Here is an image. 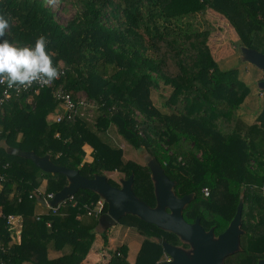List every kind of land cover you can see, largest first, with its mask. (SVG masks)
Returning <instances> with one entry per match:
<instances>
[{"label":"trees","instance_id":"16d2710c","mask_svg":"<svg viewBox=\"0 0 264 264\" xmlns=\"http://www.w3.org/2000/svg\"><path fill=\"white\" fill-rule=\"evenodd\" d=\"M59 1L77 8L65 25L45 0H0V14L11 17L5 38L34 46L40 35L48 37L64 71L57 85L73 100L84 92L98 115L92 127L80 114L59 123L49 120L61 113L51 89L23 93L0 109V264H81L99 225V217L87 214L98 195L79 190L53 212L37 197L60 191L65 177L8 155L5 146L49 155L55 165L87 179L133 175L134 194L155 206L146 164L125 161L122 150L104 140L112 128L131 148L157 159L175 181L177 197L194 195L183 210L187 223L199 217L205 229L220 233L242 199V251L223 264H256L264 257V101L255 122L242 119L239 107L247 85L237 70L219 69L207 45L209 32L194 29L191 20L211 9L228 20L239 48L264 54V0ZM161 87L171 91L166 111L150 99L151 90ZM84 146L92 148L90 162L84 160ZM10 215L19 218V234L7 224ZM117 224L146 238L133 264H158L163 241L185 246L174 234L133 215ZM107 233H100L105 247ZM110 254L105 264H131L125 246Z\"/></svg>","mask_w":264,"mask_h":264},{"label":"water","instance_id":"95a60500","mask_svg":"<svg viewBox=\"0 0 264 264\" xmlns=\"http://www.w3.org/2000/svg\"><path fill=\"white\" fill-rule=\"evenodd\" d=\"M241 58L254 65L264 75V54L246 47L240 48ZM258 87L264 91V78L258 82ZM8 155L29 159L41 171L50 174H60L67 184L47 203L39 196L38 202L43 206L56 207L63 201L73 197L79 190H89L107 205V211L98 219L97 232H103L117 224L120 218L129 214L138 217L145 223L152 224L158 229L177 236L188 249L161 242L163 253L170 258L159 264H223L225 258L235 254L240 249L243 200L240 199L236 212L228 227L217 238L213 229L205 231L199 218L189 224L183 218L184 208L193 200L194 195L188 194L177 197L174 193L175 181L170 180L164 173L157 159L145 155L144 161L150 171L153 184L155 206L151 207L139 199L133 192V175L128 179H120V187L112 186L105 175H95L87 179L78 170L55 165L49 155L38 156L32 151H22L5 146ZM257 264H264V259Z\"/></svg>","mask_w":264,"mask_h":264},{"label":"rangeland","instance_id":"374dc122","mask_svg":"<svg viewBox=\"0 0 264 264\" xmlns=\"http://www.w3.org/2000/svg\"><path fill=\"white\" fill-rule=\"evenodd\" d=\"M47 6L55 13L56 21L65 25L72 20L76 13V6L73 2L62 3L59 0H45ZM192 27L200 31H208L207 45L211 56L217 63L220 70H237L240 80L245 83L249 89V93L244 102L239 107V115L247 123L255 122L256 116L262 108L264 101V93L258 87V82L263 80V73L254 65L244 61L240 55V48L238 47V36L228 20L221 14L207 9L204 13L197 15L191 20ZM170 89L168 87H161L159 89H152L150 99L152 104L162 111H166L165 100L170 96ZM76 97L85 98L87 101V108L84 111V119L92 127L98 115L97 107L93 101H89L84 92H79ZM57 114V113H56ZM49 120H53V115L49 116ZM108 139L109 143L123 152L125 161H133L139 165H144L145 154L131 148L123 139L117 134L116 129L112 128L105 134L104 140ZM85 161H92V148L84 146ZM108 179L120 186V179H124L122 174L109 173ZM120 229H129L130 234L115 235V240L110 242L108 246L101 244L96 252L98 261L96 264H105L110 259V252L115 249L125 246L127 248V261L133 264L136 260L137 254L144 240V236L140 235L133 227L120 225ZM121 230V231H122ZM120 232V230H119ZM100 234V233H96ZM113 237V238H114ZM95 242V240H94ZM111 250V251H110ZM166 256L163 253L160 262L165 261ZM159 262V263H160ZM158 263V264H159Z\"/></svg>","mask_w":264,"mask_h":264},{"label":"clouds","instance_id":"9594fccd","mask_svg":"<svg viewBox=\"0 0 264 264\" xmlns=\"http://www.w3.org/2000/svg\"><path fill=\"white\" fill-rule=\"evenodd\" d=\"M11 27V17L0 14V85L7 89H27L33 84L50 85L63 72L55 62L57 53L49 50V39L40 35L34 46H18L5 38Z\"/></svg>","mask_w":264,"mask_h":264},{"label":"built area","instance_id":"2783aa9c","mask_svg":"<svg viewBox=\"0 0 264 264\" xmlns=\"http://www.w3.org/2000/svg\"><path fill=\"white\" fill-rule=\"evenodd\" d=\"M61 71L64 74L63 68L59 66ZM62 77V76H61ZM61 77L53 81L50 85L47 86H41L38 84H33L31 87L27 88L26 90L21 88L19 92H17L15 89H7L6 84L0 85L1 93H0V109L13 97H18L19 95L35 90L38 91L39 89H51L52 93L56 97V99L60 102L61 107V113L60 111L53 115V120L57 123L61 122L65 117L66 118H73L77 114H80V116L84 115V111L87 108V101L85 98L75 97L76 99L73 100L70 93L66 92L62 85H57V83L60 81ZM7 166V165H6ZM204 196L209 195V191L207 188L203 189ZM54 194H47L46 198H42L45 203L47 201L51 200L53 198ZM69 198V200H71ZM68 200V199H67ZM66 202L63 201L62 203L58 204L56 207H49L53 212L58 210L61 205H63ZM106 203L102 198H99L95 203H93L91 208H87V214L95 217H100L104 214ZM7 224L10 225L13 228L20 226L19 218L14 216H8L6 217ZM167 258V257H166ZM166 261H169V259H165Z\"/></svg>","mask_w":264,"mask_h":264},{"label":"crops","instance_id":"0c3cea01","mask_svg":"<svg viewBox=\"0 0 264 264\" xmlns=\"http://www.w3.org/2000/svg\"><path fill=\"white\" fill-rule=\"evenodd\" d=\"M39 211L41 212L40 209H39ZM19 227H16L17 234H19V232H18L19 231L18 230ZM119 230H120V232H119ZM121 230L122 229H120V225L119 224H116V225L110 227L109 229H107V231H108V233H107V235H108V245L110 244V242H112L113 240H115V237L114 236L115 235H118V233H120V234L123 233L126 236L131 233L129 229H125V230H122V231ZM97 233H100V232H97ZM100 235L101 234L95 235V242H93V245H92V247H91V249H90L87 257L85 258V260L81 264H96L97 261L99 260L95 251L98 250L99 244H101V239L102 238H101Z\"/></svg>","mask_w":264,"mask_h":264},{"label":"flooded vegetation","instance_id":"af4514ba","mask_svg":"<svg viewBox=\"0 0 264 264\" xmlns=\"http://www.w3.org/2000/svg\"><path fill=\"white\" fill-rule=\"evenodd\" d=\"M120 187V186H119ZM263 196H264V193H263ZM180 198V197H179ZM243 210V209H242ZM236 212V211H235ZM105 214V213H104ZM235 214V213H234ZM234 216V215H233ZM196 218H199V217H196ZM195 218V219H196ZM233 218V217H232ZM195 219H194V221H195ZM232 220V219H231ZM199 221H200V218H199ZM192 223H194V222H192ZM192 223H189V224H192ZM230 223V222H229ZM200 225H201V227L205 230V231H209L210 229H213V234H214V238H217L221 233H223L224 231H222V232H220V233H216L215 231H214V228L212 227V228H210V229H205L203 226H202V224H201V221H200ZM229 225V224H228ZM228 227V226H227ZM241 230L243 231V233L240 235V240H239V247H240V249L238 250V251H242V248H241V238L243 237V236H245L246 235V233H245V231L242 229V220H241ZM253 236H255V239L256 240H258V238H257V235H253ZM256 242V241H255ZM182 248H184V249H188L189 247H188V245H186L185 244V246H183ZM261 254L262 255H264V249H262V252H261ZM232 255H235V254H232ZM232 255H229V256H227L226 258H225V260L228 258V257H231ZM166 256V255H165ZM167 257V256H166ZM166 259H169L170 260V258L169 257H167ZM262 259H264V257H262V258H258L257 259V261H256V264L258 263V261L259 260H262ZM224 260V261H225ZM166 261V260H165ZM224 263V262H223Z\"/></svg>","mask_w":264,"mask_h":264}]
</instances>
